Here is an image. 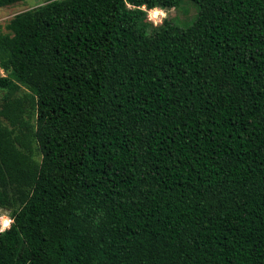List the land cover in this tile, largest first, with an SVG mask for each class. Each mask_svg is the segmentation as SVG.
I'll return each instance as SVG.
<instances>
[{
  "label": "trees",
  "instance_id": "16d2710c",
  "mask_svg": "<svg viewBox=\"0 0 264 264\" xmlns=\"http://www.w3.org/2000/svg\"><path fill=\"white\" fill-rule=\"evenodd\" d=\"M24 0H0V8ZM52 0L0 32V264H264V0Z\"/></svg>",
  "mask_w": 264,
  "mask_h": 264
},
{
  "label": "rangeland",
  "instance_id": "374dc122",
  "mask_svg": "<svg viewBox=\"0 0 264 264\" xmlns=\"http://www.w3.org/2000/svg\"><path fill=\"white\" fill-rule=\"evenodd\" d=\"M52 0H24L22 2L13 4L11 6L0 8V32H6L5 25L15 15L43 5ZM153 11L164 13L163 16H152ZM198 7L189 0H178V3L173 8L167 9H152L145 10L144 21L150 22L153 26H159L164 20H172L179 27H186L190 25L196 18ZM3 71L0 70V76H3ZM2 104V94H0V107ZM0 218L10 219L8 210L0 209Z\"/></svg>",
  "mask_w": 264,
  "mask_h": 264
},
{
  "label": "clouds",
  "instance_id": "9594fccd",
  "mask_svg": "<svg viewBox=\"0 0 264 264\" xmlns=\"http://www.w3.org/2000/svg\"><path fill=\"white\" fill-rule=\"evenodd\" d=\"M160 15L163 16L164 13L162 11L157 12L153 11L152 16ZM12 221L8 220L6 218H0V232H3L4 230L8 229L11 225Z\"/></svg>",
  "mask_w": 264,
  "mask_h": 264
},
{
  "label": "bare ground",
  "instance_id": "6f19581e",
  "mask_svg": "<svg viewBox=\"0 0 264 264\" xmlns=\"http://www.w3.org/2000/svg\"><path fill=\"white\" fill-rule=\"evenodd\" d=\"M154 10V9H153Z\"/></svg>",
  "mask_w": 264,
  "mask_h": 264
}]
</instances>
